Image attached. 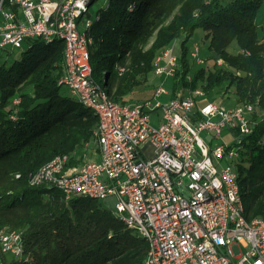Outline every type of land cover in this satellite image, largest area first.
Masks as SVG:
<instances>
[{
	"label": "trees",
	"instance_id": "1",
	"mask_svg": "<svg viewBox=\"0 0 264 264\" xmlns=\"http://www.w3.org/2000/svg\"><path fill=\"white\" fill-rule=\"evenodd\" d=\"M263 2L107 0L87 30L91 78L114 102L151 97L136 92L154 74L155 56L177 40L170 97L201 88L213 99L233 87L229 106L253 105L250 132L227 146L237 150L232 161L247 218L264 217V18L261 25L255 19ZM198 30L206 45L202 64L190 55ZM63 52L61 39L33 38L10 63H0V228L22 239L20 255L0 249V264H146V240L106 200L66 198L53 185L29 184L55 155H69L74 165L89 160V145L97 142V115L59 82Z\"/></svg>",
	"mask_w": 264,
	"mask_h": 264
},
{
	"label": "built area",
	"instance_id": "2",
	"mask_svg": "<svg viewBox=\"0 0 264 264\" xmlns=\"http://www.w3.org/2000/svg\"><path fill=\"white\" fill-rule=\"evenodd\" d=\"M90 5V0H0V49L21 48L33 38L61 39L59 82L98 119V158L74 165L69 155H55L30 175V186L53 185L66 198L74 193L113 198L114 213L146 240V264H264V222L239 218L232 161L237 150L224 144L210 149L200 137L225 128L249 133L253 105L222 107L201 88L179 89L170 97L164 80L177 68L172 47L153 60L154 75L163 79L151 97L114 102L91 78ZM190 55L203 62L196 44ZM154 118L157 126L151 125ZM20 238L19 231L0 228V249L20 255Z\"/></svg>",
	"mask_w": 264,
	"mask_h": 264
},
{
	"label": "rangeland",
	"instance_id": "3",
	"mask_svg": "<svg viewBox=\"0 0 264 264\" xmlns=\"http://www.w3.org/2000/svg\"><path fill=\"white\" fill-rule=\"evenodd\" d=\"M106 3H107V0H95L89 6V10L91 11L90 16H92V14L97 10V8H99L100 6H104ZM263 18H264V2L262 4V6L260 7L259 11L257 12L255 19H256L257 23L259 25H261ZM199 32H200V30H198L195 33V35H193V37L190 39L191 49H192L193 45L196 44L199 47L201 54H202V52L204 54V50H205L206 45H204V43H202V35ZM169 47H172L173 51L175 53V50H177L179 48V41L176 40ZM20 51H21V48H12L10 46H8L7 49H0V63L3 61L10 63L13 60V58L20 53ZM203 58H205V55ZM191 62H192V60H191ZM204 62L208 63L210 65L209 60H205ZM197 64H200V63H197ZM164 81H165L164 85L168 88V86L170 85V78H167ZM158 82L160 83V77H158L154 74H151L147 77V81L139 86V90H141V91H138V92L135 91V92H136V94L138 93L141 96H143L145 94H146V96H150L152 94L154 85H156V83H158ZM61 90L63 92H66V89H64V88H62ZM134 96H136V95L134 94ZM234 98H236V97L234 96V93H233V87H231L228 92H226V93L222 92V93L216 94L215 96H213V99L208 98V100H210V101L214 100L217 104H220V106L228 108V107H233V106H229V105H231V103L234 102ZM77 107L78 108H85L81 104H78ZM157 124H158V121L155 120V118L153 120H151V125L157 126ZM240 136L241 135H239L238 131H232L231 132L230 129H228V128L223 129L219 135H212V134H209L207 132L200 133L201 139L206 143V145L210 149H213L217 145H222V144H224V145L230 144L231 145ZM96 147H97L96 143L91 142V144L89 145V148L87 150V152L88 151L90 152L89 159H94L95 157H98L99 151L97 150ZM232 148L234 149V146ZM144 150H145L146 154H150L152 149L150 146L144 145ZM87 156H88V154H87ZM226 159L228 161H231V159H229V158H226ZM234 159L235 158H233V160ZM106 204L108 205L109 209L112 212H114V210H115L114 209L115 208L114 199L108 198L106 200Z\"/></svg>",
	"mask_w": 264,
	"mask_h": 264
},
{
	"label": "bare ground",
	"instance_id": "4",
	"mask_svg": "<svg viewBox=\"0 0 264 264\" xmlns=\"http://www.w3.org/2000/svg\"><path fill=\"white\" fill-rule=\"evenodd\" d=\"M241 113H248V106H241ZM243 201L239 192V187L237 184V205H238V209H239V218L240 220H258L261 222H264V217H252V218H247L244 214V205H243Z\"/></svg>",
	"mask_w": 264,
	"mask_h": 264
},
{
	"label": "crops",
	"instance_id": "5",
	"mask_svg": "<svg viewBox=\"0 0 264 264\" xmlns=\"http://www.w3.org/2000/svg\"><path fill=\"white\" fill-rule=\"evenodd\" d=\"M98 157H99V155H98ZM98 157H95L94 159H96V158H98Z\"/></svg>",
	"mask_w": 264,
	"mask_h": 264
}]
</instances>
